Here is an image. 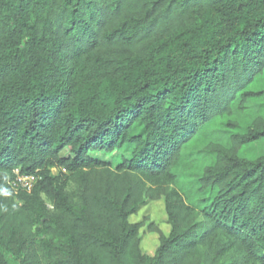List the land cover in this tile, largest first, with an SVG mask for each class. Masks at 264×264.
<instances>
[{
  "label": "trees",
  "instance_id": "obj_1",
  "mask_svg": "<svg viewBox=\"0 0 264 264\" xmlns=\"http://www.w3.org/2000/svg\"><path fill=\"white\" fill-rule=\"evenodd\" d=\"M260 142L264 0H0V264H264Z\"/></svg>",
  "mask_w": 264,
  "mask_h": 264
},
{
  "label": "rangeland",
  "instance_id": "obj_2",
  "mask_svg": "<svg viewBox=\"0 0 264 264\" xmlns=\"http://www.w3.org/2000/svg\"><path fill=\"white\" fill-rule=\"evenodd\" d=\"M264 153V143H256L250 145L246 148V151L243 155L247 158H255ZM101 160L109 163L112 166H115L120 161L119 154H94ZM56 174V171L52 172ZM49 209H51L49 207ZM145 221V226L140 230V250L143 255L152 257L158 246V235L148 231L147 226L152 224L154 227L158 228L164 236H167L170 230V227L167 223L166 215L164 212V206L162 201L157 202H148L143 207H141L137 213L129 218L131 223H138Z\"/></svg>",
  "mask_w": 264,
  "mask_h": 264
},
{
  "label": "built area",
  "instance_id": "obj_3",
  "mask_svg": "<svg viewBox=\"0 0 264 264\" xmlns=\"http://www.w3.org/2000/svg\"><path fill=\"white\" fill-rule=\"evenodd\" d=\"M36 183L35 176H17L12 182L11 187L15 190L30 192Z\"/></svg>",
  "mask_w": 264,
  "mask_h": 264
}]
</instances>
